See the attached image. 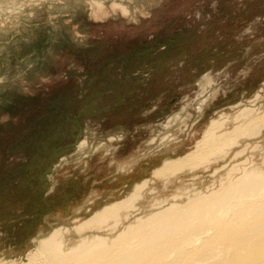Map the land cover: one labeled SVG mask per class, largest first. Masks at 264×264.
<instances>
[{"label": "rangeland", "instance_id": "1", "mask_svg": "<svg viewBox=\"0 0 264 264\" xmlns=\"http://www.w3.org/2000/svg\"><path fill=\"white\" fill-rule=\"evenodd\" d=\"M27 1L0 0V14L13 15L0 18V181L19 163H58L68 142L64 156L81 165L107 154L119 170H133L122 193L88 206L71 227L144 180L150 182L135 214L219 185L221 173L228 180L220 171L228 161L231 168L246 161L264 167V156L252 150L256 140L244 138L215 167L153 176L165 160L194 149L223 112L235 117L246 104L264 111V8L251 7L258 1L245 0L244 11L241 0ZM164 132L173 137L161 141ZM84 140L86 153L79 152Z\"/></svg>", "mask_w": 264, "mask_h": 264}, {"label": "bare ground", "instance_id": "2", "mask_svg": "<svg viewBox=\"0 0 264 264\" xmlns=\"http://www.w3.org/2000/svg\"><path fill=\"white\" fill-rule=\"evenodd\" d=\"M12 16L11 12L0 14L1 19ZM261 91L255 102L260 100ZM206 98L197 107L199 112ZM246 105L235 117L223 112L213 119L195 148L184 156L165 160L154 170V178L168 179L223 162L244 138L255 139L252 150L264 156V145L259 142L264 138V111ZM168 132L162 133L161 141L173 137ZM88 148L89 142L84 140L79 152L86 153ZM246 162L232 168L227 167L229 161L223 163L220 171L226 170L228 180L220 172L219 185L195 191L185 200H178L177 195L173 201L157 200L149 213L135 214L140 212L139 203L150 182L144 180L125 198L102 205L78 225L55 227L37 239L20 262L3 258L0 264H264V167ZM68 234H76L79 240L72 243Z\"/></svg>", "mask_w": 264, "mask_h": 264}, {"label": "crops", "instance_id": "3", "mask_svg": "<svg viewBox=\"0 0 264 264\" xmlns=\"http://www.w3.org/2000/svg\"><path fill=\"white\" fill-rule=\"evenodd\" d=\"M251 1H258L253 2L252 8L255 5L264 8L261 0ZM194 3L188 9H192ZM239 3L244 4H238L240 9L248 10L245 0ZM64 146L68 148L69 142ZM64 146L62 144V150L56 155L61 158L58 163L38 166L24 162L4 170L0 181V259H23L35 247L37 239L48 235L56 226L69 225L88 206L100 204L107 195L116 197L131 184L132 174L129 173L133 170H119L122 165L112 157L107 158L109 155L104 154L99 164H93L90 159L81 165L64 156L67 153ZM120 181L126 183L119 185ZM106 183L108 189L103 188Z\"/></svg>", "mask_w": 264, "mask_h": 264}]
</instances>
